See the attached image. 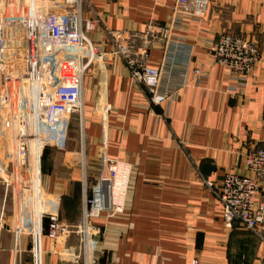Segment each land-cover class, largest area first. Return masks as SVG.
<instances>
[{
  "label": "crops",
  "instance_id": "obj_1",
  "mask_svg": "<svg viewBox=\"0 0 264 264\" xmlns=\"http://www.w3.org/2000/svg\"><path fill=\"white\" fill-rule=\"evenodd\" d=\"M87 1L100 13L90 35L95 45L109 50L107 31H119L128 44H147L146 64L159 65L158 29L168 21L174 0ZM222 33L251 38L259 47L261 60L241 86L208 51ZM173 36L177 43L167 71L176 80L185 76L189 86L169 105L151 103L117 55L105 54L84 78L82 130L89 175L100 169L102 151L132 167L123 214L94 221L104 230L98 264H258L264 244L247 229L223 225L220 204L204 180L218 182L226 172L251 177L245 154L264 148V0H210L204 19H185ZM198 67L207 78L196 83L191 72ZM58 149L48 147L44 157ZM76 154L79 163L80 147ZM61 164L49 171L45 166L42 174L46 194L60 198L59 215L62 197L79 183L75 173L67 172L72 169L67 162ZM2 190L0 185V203ZM260 201L264 204V183L256 197ZM9 221L0 215V264L11 260L13 236L3 225ZM22 243L29 250L27 237ZM41 247L42 264H62L46 238ZM23 264H30L29 253Z\"/></svg>",
  "mask_w": 264,
  "mask_h": 264
},
{
  "label": "built area",
  "instance_id": "obj_2",
  "mask_svg": "<svg viewBox=\"0 0 264 264\" xmlns=\"http://www.w3.org/2000/svg\"><path fill=\"white\" fill-rule=\"evenodd\" d=\"M209 3L174 0L168 21L158 29L161 61L151 67L146 64L147 44L141 48L128 44L119 31H107L109 50L92 42L100 13L87 0H0V185L12 206L9 224L3 223L13 236L9 264H23L25 253L30 264H42L43 238L54 245L62 264H98L103 251L97 246L104 230L94 221L123 214L132 167L108 159L102 151L100 169L94 177L89 175L82 130L84 78L105 54L117 55L127 65L129 78L144 86L151 103L169 105L189 86L185 76L176 80L167 71L172 45L177 43L173 32L185 19H204ZM208 51L239 86L261 60L256 41L229 33L220 34ZM200 70L191 72L196 83L207 78ZM74 116L80 138L81 198L78 219L68 222L59 215L60 198L44 191L41 162L45 149L64 144ZM101 119L104 123L105 115ZM244 159L251 177L226 172L218 182L204 184L217 197L223 225L247 229L264 244V204L256 202L264 183V148H252ZM23 237L29 239L27 251ZM259 260L264 264V251Z\"/></svg>",
  "mask_w": 264,
  "mask_h": 264
},
{
  "label": "rangeland",
  "instance_id": "obj_3",
  "mask_svg": "<svg viewBox=\"0 0 264 264\" xmlns=\"http://www.w3.org/2000/svg\"><path fill=\"white\" fill-rule=\"evenodd\" d=\"M201 72H205V71L202 70ZM205 76H206V72H205ZM181 95H182V93L180 94V96ZM68 130L69 131H68L66 140H65L64 144L61 146V148H59L58 150H53L52 156L50 155L48 158H45L44 153H43L42 162H41L42 174L44 173L43 172L44 169H46L45 166L47 167V171H49L48 169L52 168V166H54V168L57 167V169H59L62 165L61 164L62 162L63 163L67 162V165L70 166V168H72L71 170H67V172H69V173L71 172V174L75 173V175H77V176H75V179H73V180H76L74 182H77V178H79V164H78V155L76 153L79 150L78 146H79V139H80L79 138L77 116H76V118H75V116L73 117V119L69 125ZM51 148H55V147H51ZM70 152H73V153L70 154ZM64 167H66V166L64 165ZM90 180L93 181L92 179H90ZM79 197H80V190H79ZM79 203H80V199H79ZM79 203H77V209L79 207ZM17 206H19V205H17ZM11 211H12L11 210V199H9V195L6 193V196L3 197V201H1V203H0V215L7 217ZM76 214H77V212H76ZM77 219H78V217H77Z\"/></svg>",
  "mask_w": 264,
  "mask_h": 264
},
{
  "label": "trees",
  "instance_id": "obj_4",
  "mask_svg": "<svg viewBox=\"0 0 264 264\" xmlns=\"http://www.w3.org/2000/svg\"><path fill=\"white\" fill-rule=\"evenodd\" d=\"M46 150V149H45ZM45 153V152H43ZM79 183L73 184V189L70 195L64 196L60 209L61 218L68 222H75L78 217L77 203H79ZM77 212V214H76Z\"/></svg>",
  "mask_w": 264,
  "mask_h": 264
}]
</instances>
